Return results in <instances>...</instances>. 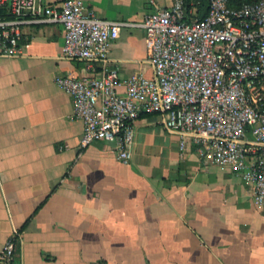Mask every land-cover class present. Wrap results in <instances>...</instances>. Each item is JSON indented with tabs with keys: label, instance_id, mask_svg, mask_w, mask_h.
<instances>
[{
	"label": "crops",
	"instance_id": "obj_1",
	"mask_svg": "<svg viewBox=\"0 0 264 264\" xmlns=\"http://www.w3.org/2000/svg\"><path fill=\"white\" fill-rule=\"evenodd\" d=\"M83 2L123 21L109 54L121 77L150 76L142 21L151 2ZM63 34L60 22L25 21L20 52L0 56V248L17 232L18 264H264L252 183L203 155L191 132L147 112L126 163L111 142L80 145L82 121L55 76L87 73L86 62L61 55Z\"/></svg>",
	"mask_w": 264,
	"mask_h": 264
},
{
	"label": "built area",
	"instance_id": "obj_2",
	"mask_svg": "<svg viewBox=\"0 0 264 264\" xmlns=\"http://www.w3.org/2000/svg\"><path fill=\"white\" fill-rule=\"evenodd\" d=\"M149 2L142 26L150 76L136 71L121 77L109 54L123 21L98 16L83 0H0L9 14L0 17V56L20 52L23 22H60L61 55L86 62L87 73L55 76L82 121V147L111 142L126 163L135 119L159 114L167 130L191 132L203 155L242 172L264 210V0L237 7L208 0L202 18L185 0L168 7ZM16 235L0 248V264H18Z\"/></svg>",
	"mask_w": 264,
	"mask_h": 264
},
{
	"label": "trees",
	"instance_id": "obj_3",
	"mask_svg": "<svg viewBox=\"0 0 264 264\" xmlns=\"http://www.w3.org/2000/svg\"><path fill=\"white\" fill-rule=\"evenodd\" d=\"M248 1H251V0H245V1H242L241 3L239 4H232L230 2V0H227V3L228 5L230 6H240L242 5L243 3L245 2H248ZM189 3L186 2V6L187 8L189 7ZM193 5L195 6V14L197 17L199 18H202L205 16V14L207 13V10H208V0H193ZM9 14L6 13V7H0V17H7ZM147 112H143L141 113L140 115L142 114H146ZM25 225V222L20 226V229H22V227ZM15 246H16V243H15Z\"/></svg>",
	"mask_w": 264,
	"mask_h": 264
},
{
	"label": "rangeland",
	"instance_id": "obj_4",
	"mask_svg": "<svg viewBox=\"0 0 264 264\" xmlns=\"http://www.w3.org/2000/svg\"><path fill=\"white\" fill-rule=\"evenodd\" d=\"M242 1H245V0H230V2L232 3V4H234V5H236V4H239V3H241ZM185 2H188L190 5L189 6H191L192 4H193V0H185ZM189 8V7H188Z\"/></svg>",
	"mask_w": 264,
	"mask_h": 264
}]
</instances>
